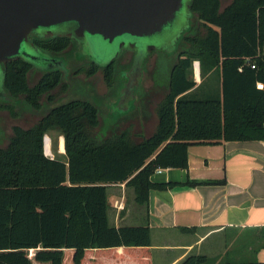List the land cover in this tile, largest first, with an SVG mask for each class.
<instances>
[{"label":"trees","instance_id":"trees-1","mask_svg":"<svg viewBox=\"0 0 264 264\" xmlns=\"http://www.w3.org/2000/svg\"><path fill=\"white\" fill-rule=\"evenodd\" d=\"M191 12L197 23L194 27L190 19L171 52L185 45L149 137L135 142L128 130H121L99 140L97 108L78 99L52 107L29 129L13 126L8 144L0 148V264H152L147 222L109 224L107 186L124 183L133 189L134 203L148 209L151 190L224 183L151 180L157 170L187 169L189 146L264 140V0H231L223 9L220 0H193ZM31 40L56 60L74 43L35 35ZM195 62L199 85L192 78ZM114 63H90L73 74L93 76L102 69L111 86ZM33 68L22 60L8 63L2 85L9 99L21 97L40 110L43 98L53 102V92H66L68 84L61 82L59 67L43 70L29 84ZM10 106L0 108L14 115ZM53 131L64 138V156L48 158L44 136ZM259 232L264 249V227ZM207 262L208 257L195 254L180 264Z\"/></svg>","mask_w":264,"mask_h":264},{"label":"crops","instance_id":"crops-1","mask_svg":"<svg viewBox=\"0 0 264 264\" xmlns=\"http://www.w3.org/2000/svg\"><path fill=\"white\" fill-rule=\"evenodd\" d=\"M187 151V169H163L151 180L156 183L223 180L224 183L151 190L148 209L134 203L133 189L124 183L109 185L106 188L109 224L118 228L147 222L152 264H180L195 254L208 257L205 264L246 262L241 260L246 255L240 247L231 250V260L224 259L225 236L236 241L238 234L248 233L257 244L255 252L260 262L264 263V249L256 241L264 227V140L194 144ZM194 227V232L181 230ZM212 236L217 237V243L210 246ZM246 249L254 250L252 244Z\"/></svg>","mask_w":264,"mask_h":264},{"label":"rangeland","instance_id":"rangeland-1","mask_svg":"<svg viewBox=\"0 0 264 264\" xmlns=\"http://www.w3.org/2000/svg\"><path fill=\"white\" fill-rule=\"evenodd\" d=\"M231 0H220L221 7L228 4ZM191 23L195 27L197 21L191 17ZM85 53L93 60L101 63L108 61L106 55L114 53L116 46L106 44L101 38H88L86 41ZM185 48L181 43L176 52L171 55L163 51H155L145 55L147 51L138 54L140 61L133 63L135 53L132 51H124L115 60L114 75L112 77L111 86L108 85L104 77V71L101 69L93 76H87L84 71L82 73L73 74L81 68L89 69L90 61L87 57L80 56V48L75 45V42L70 45L61 57L57 58L61 61L56 66H61L62 72L61 82L68 84L66 92L57 89L53 92L54 101H46L45 98L41 100L43 106L40 110H35L30 107L21 97L13 98L12 100L1 94L3 91L0 80V106L3 104H10L14 115L5 109L0 108V148L5 147L9 142L11 130L14 125H18L24 129H29L45 115L49 109L54 106L66 103L69 100H88L98 110L100 125L95 130V136L102 140L111 134L119 133L121 130H128L135 142L142 140V138L152 135L158 122L156 110L158 105L164 99L163 97L168 91L169 74L172 66L175 63L177 55ZM146 56V57H145ZM195 64V63H194ZM193 64L192 78H196L198 83L201 79L198 76V71L195 76V67ZM38 68V69H37ZM39 66L33 68L29 73V84L37 81L42 73ZM198 70V68H196ZM200 70V69H199ZM128 73V75H127ZM199 78V79H198ZM206 82V81H205ZM204 82V83H205ZM129 87H132L130 89ZM3 95V96H1ZM49 137V144L46 148L45 141ZM60 137L56 132H49L44 136L43 153L47 156L56 157L59 149ZM64 142V138H63ZM47 149V150H46ZM64 156V154H62ZM236 241H230L231 236H225L226 254L224 259L233 258L232 251L240 247V251L246 255L241 259L242 261H259L256 248L257 244L254 242L251 234H238ZM259 246L262 244L261 238L256 240ZM217 243V237L212 236L208 245ZM253 245L254 250H247L246 247ZM258 246V247H259ZM251 247V246H250ZM256 253V255H255ZM223 259V258H222ZM223 259V260H224ZM224 263V262H223Z\"/></svg>","mask_w":264,"mask_h":264},{"label":"water","instance_id":"water-1","mask_svg":"<svg viewBox=\"0 0 264 264\" xmlns=\"http://www.w3.org/2000/svg\"><path fill=\"white\" fill-rule=\"evenodd\" d=\"M192 1L0 0L1 84L7 64L15 60H22L34 68L39 66L42 70L62 68L61 61L36 48L31 40L33 35L69 38L80 48L81 54L97 66L110 65L122 50L135 53V65L140 61L138 54L141 52L147 51L146 56L153 50L170 54L189 28ZM94 37L117 47L114 53L106 55L108 61L105 63L85 53L87 39ZM58 62L61 66H56ZM2 93L5 95L4 90Z\"/></svg>","mask_w":264,"mask_h":264},{"label":"bare ground","instance_id":"bare-ground-1","mask_svg":"<svg viewBox=\"0 0 264 264\" xmlns=\"http://www.w3.org/2000/svg\"><path fill=\"white\" fill-rule=\"evenodd\" d=\"M196 68H198V67H196ZM196 78H197V76H196ZM48 144H49V138H46V141H45L46 148L48 147ZM58 153H60V154H63L64 153V142H63V138L60 139Z\"/></svg>","mask_w":264,"mask_h":264},{"label":"built area","instance_id":"built-area-1","mask_svg":"<svg viewBox=\"0 0 264 264\" xmlns=\"http://www.w3.org/2000/svg\"><path fill=\"white\" fill-rule=\"evenodd\" d=\"M194 69H195V71H196V67H198V62H195V64H194ZM263 87V84L261 83H258V84H256V88L257 89H259V90H261V88ZM46 156H47V153L45 154ZM48 158H54L53 156H47ZM161 170H157V172H160Z\"/></svg>","mask_w":264,"mask_h":264},{"label":"flooded vegetation","instance_id":"flooded-vegetation-1","mask_svg":"<svg viewBox=\"0 0 264 264\" xmlns=\"http://www.w3.org/2000/svg\"><path fill=\"white\" fill-rule=\"evenodd\" d=\"M75 45H76V44H75ZM122 52H124V50H122ZM122 52H121V53H122ZM121 53H120V54H121ZM118 56H120V55H118ZM117 58H118V57H117ZM116 60H117V59H116Z\"/></svg>","mask_w":264,"mask_h":264}]
</instances>
